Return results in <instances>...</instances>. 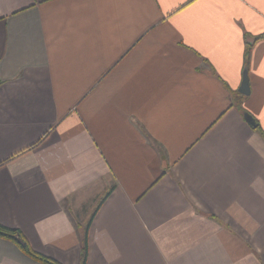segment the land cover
<instances>
[{
    "label": "crops",
    "instance_id": "0c3cea01",
    "mask_svg": "<svg viewBox=\"0 0 264 264\" xmlns=\"http://www.w3.org/2000/svg\"><path fill=\"white\" fill-rule=\"evenodd\" d=\"M262 33L264 0H0V224L61 264H264Z\"/></svg>",
    "mask_w": 264,
    "mask_h": 264
},
{
    "label": "trees",
    "instance_id": "16d2710c",
    "mask_svg": "<svg viewBox=\"0 0 264 264\" xmlns=\"http://www.w3.org/2000/svg\"><path fill=\"white\" fill-rule=\"evenodd\" d=\"M262 37H264V33L256 36L254 39L257 40V39L262 38ZM250 49H251V45L249 44V45L246 46L245 53H244V66H247L248 63H249ZM108 194H109V191L104 193V195L100 198V200L98 201V203H97V205L95 207L96 210L101 205V203L104 201V199L108 196ZM0 237L9 239V240L15 242L21 248V250L24 253H26L28 256H30L34 260H37V261H39V262H41L43 264H61V263L57 262L56 260H54V259H52L50 257H47L45 255H42V254L34 251L30 247V245L28 244L27 240L20 233V231H18L16 229H10V228L4 227V226H2L0 224ZM86 248H87L86 236H84L82 256H81L82 257L81 264L85 263Z\"/></svg>",
    "mask_w": 264,
    "mask_h": 264
},
{
    "label": "water",
    "instance_id": "95a60500",
    "mask_svg": "<svg viewBox=\"0 0 264 264\" xmlns=\"http://www.w3.org/2000/svg\"><path fill=\"white\" fill-rule=\"evenodd\" d=\"M238 92L241 95H248L250 92L249 82H248V74H247L246 68H244L242 71V80H241L240 86L238 88ZM243 117L252 127H256L255 120L248 113L244 112Z\"/></svg>",
    "mask_w": 264,
    "mask_h": 264
}]
</instances>
